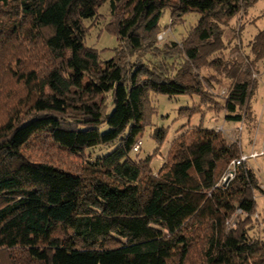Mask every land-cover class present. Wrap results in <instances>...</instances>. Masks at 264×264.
I'll return each mask as SVG.
<instances>
[{
	"label": "trees",
	"instance_id": "16d2710c",
	"mask_svg": "<svg viewBox=\"0 0 264 264\" xmlns=\"http://www.w3.org/2000/svg\"><path fill=\"white\" fill-rule=\"evenodd\" d=\"M255 2L0 0V100H8L0 108V250L14 252L11 264H186L194 246L199 264H264V240L248 232L261 224L256 170L243 162L222 186L239 147L189 124L202 107L226 121L256 119L252 74L261 72L264 28L245 43L236 29ZM104 3L102 28L117 38L106 60L86 44L84 23ZM189 12L198 18L181 40L157 38ZM155 93L198 101L179 109L189 127L153 171V155L139 158L141 144L133 147ZM165 136L154 130L157 148ZM46 146L82 161L61 166ZM102 146L112 148L96 154Z\"/></svg>",
	"mask_w": 264,
	"mask_h": 264
},
{
	"label": "rangeland",
	"instance_id": "374dc122",
	"mask_svg": "<svg viewBox=\"0 0 264 264\" xmlns=\"http://www.w3.org/2000/svg\"><path fill=\"white\" fill-rule=\"evenodd\" d=\"M98 12L99 14L93 21H91L90 19L84 20V23L86 25H89L88 33L85 37V42L87 45L96 48L98 50L100 58L102 60H106L113 56L114 48L117 46V38L115 34L108 32L102 28V25L108 20L106 3L98 7ZM169 17L170 12L169 9L166 8L164 9L159 21L160 26L167 24L169 21ZM197 18V12L186 13L185 15H183L182 20H179L177 23H175L171 29L170 26H168L166 30L159 32L157 38L181 40V37L187 34L190 27L194 26ZM236 24V29H239V33L241 31L240 37L242 43L247 42V39H249L255 32H257L261 28H264V0H256L253 5L248 7L243 16L239 20H237ZM259 63L260 64L258 65L260 66L259 68L261 72H254L252 74L254 78H258L255 93L251 99L256 119L253 118V120H250L249 122L245 120L240 123L226 121L223 118L222 112L215 110L213 111L212 109L202 107L201 111L194 113L190 117L189 124L196 125L202 123L204 127H210L216 130H220L222 136L227 140L228 143L235 142L237 144L240 149V153H249L253 149L264 147V67L262 68L264 60H259ZM6 83L7 82H5V85ZM223 91H225L224 86H219L216 90V92L220 94L223 93ZM5 94L6 93H4V95ZM6 98L7 97L3 96L2 100H0V108L2 107V105H6V103H8V100ZM152 101L156 107V110L150 116V123L144 126L143 130L138 136V138L141 139L142 143L139 151L137 152V156L139 158H143L148 154H152L153 157L151 159V167L153 171H156L162 164L172 139L175 137V135H178L189 127V125L185 123L187 122V118L185 116L180 117L178 115L179 109L181 107L193 106L197 104L198 97L195 95L190 96L186 94L167 96L164 94L155 93L152 94ZM159 127H164L166 129V136L163 142L157 148L158 144L152 137V133L156 128ZM105 128V125L101 126V129ZM251 145L256 146H254V148L250 150L246 149ZM36 146L44 147L40 142L34 145V147ZM46 148L53 154L51 156H46V158H49L55 163L66 168L76 170L75 167L79 166L82 161L81 156L69 155L66 152H62L58 148L53 146H46ZM111 148V146H102L93 150H95L96 154H102L109 151ZM26 155L31 156L35 159H40V157H44L45 152L43 150L42 152L27 150ZM245 162H247V164H249L256 170L260 178L261 188V185H264V156L249 158ZM227 174L228 173H226V175L224 174L225 177L227 176ZM222 178L220 184H222L223 182ZM261 189L263 190V192L259 191L255 194L256 212L254 213V215L256 216L254 217L258 218V221L261 222V224L257 225L254 221V226L252 225V227L248 229V232L250 235L262 238L264 240V188ZM236 219L237 217L233 216L230 220V224H226L227 228L231 227V221L235 223V221H237ZM199 251L200 246H194L193 248H191V252L186 264H199L201 259V254ZM13 254L14 252L12 254H8L4 250H0V264H11L9 258Z\"/></svg>",
	"mask_w": 264,
	"mask_h": 264
},
{
	"label": "built area",
	"instance_id": "2783aa9c",
	"mask_svg": "<svg viewBox=\"0 0 264 264\" xmlns=\"http://www.w3.org/2000/svg\"><path fill=\"white\" fill-rule=\"evenodd\" d=\"M140 144H141V141L138 140L136 142V144L134 145L133 150H136L139 147ZM258 156H264V147L259 148V149H253L249 153H240V155L238 157L232 159L230 161L229 170L226 171V173H228V174H227L226 177H225L226 173L223 176V178H222V181L223 182H222L221 185L222 186H225L228 183V181L234 176L235 168H236L237 165L245 162L249 158H255V157H258ZM261 188H264V185L263 184L261 185ZM237 212H239V209L237 210ZM232 223L233 222H231V224Z\"/></svg>",
	"mask_w": 264,
	"mask_h": 264
},
{
	"label": "crops",
	"instance_id": "0c3cea01",
	"mask_svg": "<svg viewBox=\"0 0 264 264\" xmlns=\"http://www.w3.org/2000/svg\"><path fill=\"white\" fill-rule=\"evenodd\" d=\"M263 138H264V134H263ZM263 142H264V139H263ZM263 144V143H262ZM254 146H256V145H251V146H249L248 148H246V149H248V150H250V149H253L254 148ZM244 150V149H243ZM247 152V151H246Z\"/></svg>",
	"mask_w": 264,
	"mask_h": 264
}]
</instances>
